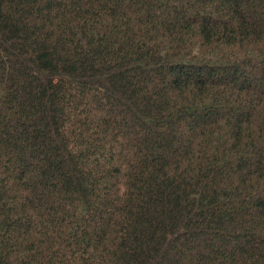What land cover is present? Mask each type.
I'll return each instance as SVG.
<instances>
[{
	"label": "trees",
	"instance_id": "16d2710c",
	"mask_svg": "<svg viewBox=\"0 0 264 264\" xmlns=\"http://www.w3.org/2000/svg\"><path fill=\"white\" fill-rule=\"evenodd\" d=\"M0 264H264V0H0Z\"/></svg>",
	"mask_w": 264,
	"mask_h": 264
}]
</instances>
